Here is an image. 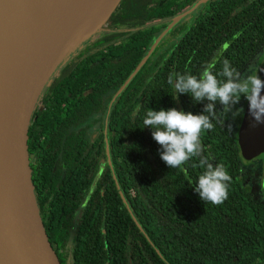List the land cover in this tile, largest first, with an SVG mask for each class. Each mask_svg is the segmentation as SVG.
I'll list each match as a JSON object with an SVG mask.
<instances>
[{
  "label": "trees",
  "instance_id": "trees-1",
  "mask_svg": "<svg viewBox=\"0 0 264 264\" xmlns=\"http://www.w3.org/2000/svg\"><path fill=\"white\" fill-rule=\"evenodd\" d=\"M159 3L121 0L40 94L27 144L48 240L61 264H264V182L257 193L245 185L232 130L213 121L202 137V157L232 176L214 206L194 191L201 158L169 168L143 125L149 109L202 114L190 96L173 99L170 73L199 75L214 61L219 71L223 59L249 68L264 52V0H212L191 22ZM173 16L170 28L152 24Z\"/></svg>",
  "mask_w": 264,
  "mask_h": 264
},
{
  "label": "water",
  "instance_id": "water-1",
  "mask_svg": "<svg viewBox=\"0 0 264 264\" xmlns=\"http://www.w3.org/2000/svg\"><path fill=\"white\" fill-rule=\"evenodd\" d=\"M56 1L0 0V264H61L48 240L38 210L27 144L38 99L53 75L34 93L32 60L42 18ZM177 21L174 19L172 25ZM81 43L71 49L62 61ZM261 69H264V61L259 69L264 79ZM251 124L247 102L237 133V143L245 160L264 153V125L253 128Z\"/></svg>",
  "mask_w": 264,
  "mask_h": 264
},
{
  "label": "clouds",
  "instance_id": "clouds-1",
  "mask_svg": "<svg viewBox=\"0 0 264 264\" xmlns=\"http://www.w3.org/2000/svg\"><path fill=\"white\" fill-rule=\"evenodd\" d=\"M167 83L176 93L175 101L179 102L181 95H188L194 103L204 105L202 114L177 108L149 109L143 120L144 128L152 129V137L161 148L160 158L169 168H181L193 158H201L199 166L203 171L194 191L204 203L220 206L229 198L232 176L224 164H213L202 157V137L214 130L213 121L225 123V117L232 121L242 117L244 109L236 107L242 97L248 102L251 126L264 125V79L260 74L244 77L228 59H223L219 71L214 61L205 65L199 75L170 73ZM232 127L231 123L227 124L229 130Z\"/></svg>",
  "mask_w": 264,
  "mask_h": 264
},
{
  "label": "bare ground",
  "instance_id": "bare-ground-1",
  "mask_svg": "<svg viewBox=\"0 0 264 264\" xmlns=\"http://www.w3.org/2000/svg\"><path fill=\"white\" fill-rule=\"evenodd\" d=\"M119 0H57L42 18L32 60L34 93L78 43L109 17ZM103 28V26H102Z\"/></svg>",
  "mask_w": 264,
  "mask_h": 264
},
{
  "label": "rangeland",
  "instance_id": "rangeland-1",
  "mask_svg": "<svg viewBox=\"0 0 264 264\" xmlns=\"http://www.w3.org/2000/svg\"><path fill=\"white\" fill-rule=\"evenodd\" d=\"M144 2H148V3H152L153 0H143ZM121 2V1H120ZM201 2H204V0H202ZM198 3L194 8H197L200 4ZM120 5V3L118 4V6ZM117 6V7H118ZM116 7V8H117ZM115 8V9H116ZM114 9V10H115ZM113 10V11H114ZM114 13V12H113ZM111 16H109V18L107 19V21L110 19ZM157 18V17H156ZM174 21V19H172V22ZM106 23V22H105ZM169 24L168 21H158L157 23H154L155 27H162V26H165ZM97 39V34H93L91 37H89L88 39L82 41L81 45L79 46V48H82L83 46L91 43V42H94L95 40ZM71 56V55H70ZM69 56V57H70ZM69 59H65L64 61H62L59 65V67L53 72V75L51 77V79L56 76L60 71H61V68L68 64L69 63ZM264 61V52L260 54V56H258L255 61L249 66V68H247V70L242 74V76L246 77L248 75H252V74H260L259 73V69H260V66H261V63H263ZM261 76V75H260ZM50 79V80H51ZM49 80V82H50ZM48 82V83H49ZM246 103H247V100L242 97L241 98V102L239 105H237L236 107L237 108H243L245 110V106H246ZM38 107H35V109H37ZM40 108V107H39ZM243 117V116H242ZM242 117H239L237 118L235 121H232L230 119V117H225L224 119L227 120L225 123H222L224 125L227 126V124L231 123L233 125L232 127V132L234 133L235 136H237V133H238V129H239V126H240V123H241V120H242ZM89 137H94L95 135H97V125H95L94 127H91L89 129ZM240 156H241V159H240V162H241V166H240V170H241V175H242V178H245V185L251 187V189L253 191H255L256 193L259 191V189L261 187H263V182H264V168L261 164V161L260 159L258 158H261L262 155H258L257 157L251 159V160H245L243 157H242V152H241V149H240Z\"/></svg>",
  "mask_w": 264,
  "mask_h": 264
},
{
  "label": "flooded vegetation",
  "instance_id": "flooded-vegetation-1",
  "mask_svg": "<svg viewBox=\"0 0 264 264\" xmlns=\"http://www.w3.org/2000/svg\"><path fill=\"white\" fill-rule=\"evenodd\" d=\"M202 0H153L152 3H150V7L151 8H155V5L158 4L159 2H162V5H164L165 8H167L168 10H174L176 11L177 7H179V11L175 14L176 16H181V20H186V21H192L195 17H198L199 15L203 14L204 11H205V8L207 6V4L212 1V0H204V2H201ZM201 4L195 8L193 10V8L198 4L200 3ZM161 3H159L160 5ZM176 16H173V17H166L165 19L163 20H160V18L157 17V20L153 21V25L154 23H157L158 21H168L169 24L165 25V26H158L156 28H163V27H167L169 26L171 23H172V19H174ZM156 18V17H155ZM155 27V25H154ZM87 47L90 46V43L86 45ZM113 102V101H112ZM41 107V106H40ZM99 116H97L98 118ZM106 124H107V114L104 115V121H103V127L105 128L106 127ZM90 124L87 123L85 126H88L87 128V136H88V140H89V143L91 142H94L96 141L97 139L99 140V136H100V132H101V129H100V124L98 122L94 123L93 125L89 126ZM95 125H97V135H95L94 137H89V129L91 127H94ZM106 129V128H105ZM106 144V143H105ZM107 158H108V155H107ZM52 247L54 249V251L56 252L57 256H60L61 252L57 249L56 246H54L52 244ZM58 250V251H57Z\"/></svg>",
  "mask_w": 264,
  "mask_h": 264
}]
</instances>
